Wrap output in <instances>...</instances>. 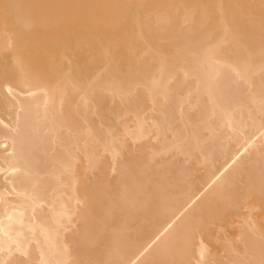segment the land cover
Wrapping results in <instances>:
<instances>
[{
	"label": "bare ground",
	"instance_id": "bare-ground-1",
	"mask_svg": "<svg viewBox=\"0 0 264 264\" xmlns=\"http://www.w3.org/2000/svg\"><path fill=\"white\" fill-rule=\"evenodd\" d=\"M0 264H264V0H0Z\"/></svg>",
	"mask_w": 264,
	"mask_h": 264
}]
</instances>
